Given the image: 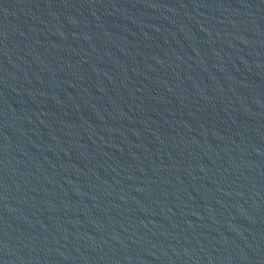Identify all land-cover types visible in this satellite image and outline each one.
<instances>
[{"label": "water", "instance_id": "95a60500", "mask_svg": "<svg viewBox=\"0 0 264 264\" xmlns=\"http://www.w3.org/2000/svg\"><path fill=\"white\" fill-rule=\"evenodd\" d=\"M0 264H264V0H0Z\"/></svg>", "mask_w": 264, "mask_h": 264}]
</instances>
